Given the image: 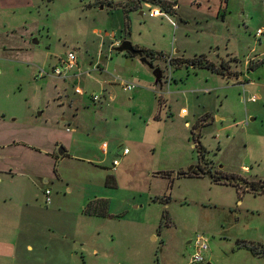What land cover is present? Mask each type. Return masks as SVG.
<instances>
[{
  "label": "rangeland",
  "instance_id": "obj_1",
  "mask_svg": "<svg viewBox=\"0 0 264 264\" xmlns=\"http://www.w3.org/2000/svg\"><path fill=\"white\" fill-rule=\"evenodd\" d=\"M131 2L0 0V155L14 156L12 167L0 164L2 199L11 197L0 214L16 241L13 250L3 245L0 264H264V254L243 244H264V0H180L171 14L177 25ZM115 39L179 48L185 58L145 52L163 69L162 84L139 55L116 45L107 71L52 74L70 50L83 70L100 47L105 62ZM116 76L137 86L113 84L116 98L103 109L93 95L103 97V83ZM70 141L69 153L54 159ZM190 167L214 175L181 174ZM87 196L107 197L108 214L86 213ZM199 233L209 250L192 262Z\"/></svg>",
  "mask_w": 264,
  "mask_h": 264
},
{
  "label": "crops",
  "instance_id": "obj_2",
  "mask_svg": "<svg viewBox=\"0 0 264 264\" xmlns=\"http://www.w3.org/2000/svg\"><path fill=\"white\" fill-rule=\"evenodd\" d=\"M8 3H7V5L9 6L10 5V2H11V0H6ZM26 1V3H29V0H25ZM176 1H178V3H179V8H178V11H179V9L181 8V3H180V0H176ZM31 2V1H30ZM5 4V3H4ZM178 11L176 12V13H174V14H178ZM181 15V14H180ZM152 16V15H151ZM155 16H158V15H155ZM225 16H226V13H225ZM181 17H182V15H181ZM187 30V29H186ZM138 44V43H137ZM135 45V44H134ZM136 47H139V48H142L143 50H144V52H146V50H151V49H153V50H156V51H160V52H162L163 53V55L165 56V57H168V59H170L171 57H179V58H185V55L184 54H179V48H173L172 49V51L171 52H168V53H166V52H164L163 50H158V49H155V48H150V47H140V46H142V45H135ZM100 49H101V47H100ZM114 50H116V49H114ZM117 51V50H116ZM109 52V51H108ZM119 52H129V51H119ZM201 54H203V53H201ZM108 58H106V61L105 62H101L102 61V54L101 55H99L98 56V58H97V60L95 61V62H93V64H95V63H101V66L102 67H104V69L105 68H108L109 67V63H110V61H111V59L113 58V51L112 52H109L108 53ZM134 55H139V54H134ZM78 56V55H77ZM140 56V55H139ZM141 57V56H140ZM103 59H105V58H103ZM247 60H249V59H247ZM246 60V61H247ZM246 61H245V63H246ZM78 62H79V59H78ZM92 64V65H93ZM247 64V63H246ZM79 65H80V62H79ZM245 67V64H244V66L242 67V68H244ZM251 69V68H250ZM75 70H77V68H75V69H73V70H71L70 71V73H74L75 72ZM101 71V70H100ZM104 71H107V70H104ZM213 71V70H212ZM228 74V73H227ZM87 76H91V75H88V74H86ZM182 73H179V76H175V78L176 77H182ZM70 77H74V76H70ZM70 77H68V78H70ZM245 77V74L243 73H241L240 75H239V79H243ZM182 79V78H181ZM180 79V80H181ZM66 80V79H65ZM126 80H128V79H126ZM177 81H178V79H177ZM115 82H117V83H115ZM156 82V81H155ZM118 83H120V85L123 87V85L121 84V82L120 81H117L115 78L114 79H112L111 80V82H110V84H105V83H103V85H102V91H103V97H102V100H100L101 102H102V108L104 109V106L106 107V103H108L109 101H113L115 98H116V94H114V91H113V89H112V87L114 86L113 84H118ZM172 84V83H171ZM125 89V88H124ZM125 90H128V89H125ZM130 90V89H129ZM170 91V90H169ZM254 95V94H253ZM158 107V106H157ZM160 108H161V102H160V106H159ZM157 108V110L155 111V113H154V115H153V117L154 118H160L161 117V109L160 108ZM183 107H186L187 108V111L186 112H182V109L180 110V115L181 116H184V117H188L189 115H190V113H191V110H190V107H187V106H182V108ZM153 112V111H152ZM151 112V113H152ZM147 116V115H146ZM145 116V117H146ZM218 117L220 118L221 116L220 115H218ZM153 118V119H154ZM254 118V117H253ZM63 119H64V116H63ZM146 120V119H145ZM206 119H204V117L202 116V117H199V119H198V121H199V124H204ZM148 122L149 123H151L152 122V119H149L148 120ZM68 128V130H70L69 129V127H67ZM75 131H77V128H76V130ZM79 133V132H78ZM55 142H61V139H60V137H56L55 138V140H54ZM107 141L106 140H104L103 141V157L101 158V159H99L101 162H105V157H106V154H108L109 153V151H110V147H111V142L110 141H108L107 143H106ZM69 143V145H67V143H66V147H64L63 148V153L62 154H60L59 152H57V150H56V156L54 155V154H51L50 153V151L49 150H53L51 147H50V149H47L48 151H47V154H45V155H47V156H49V157H51L52 155H54V159H55V157H56V159H57V157L59 158L60 156H62V157H64V156H66V154H68L69 153V150H70V148L72 147V141H70V142H68ZM9 144H11V143H9ZM195 144H193V146H194ZM126 147V146H125ZM52 152H55V151H52ZM131 152V150L129 149V151H127V152H125V148H124V150H123V154L125 155V154H128V153H130ZM90 154H92V155H90ZM90 154H89V156H92V157H89V158H93V156L96 154L95 152H90ZM0 164H5V165H7L8 167H12L11 165H12V161L11 160H9V159H13L14 158V156L13 155H10V154H8V155H0ZM114 159H116V157L114 158ZM114 159H113V161H114ZM119 159V158H118ZM113 161H112V163H113ZM105 164V163H104ZM120 164H121V162H120V159H119V164H117V166L116 167H114V163H113V166L111 167V168H113V171H117L118 170V168H119V166H120ZM26 166H30L31 168H36V170H39V169H41L40 167H38V166H33V165H31V164H26ZM3 172L4 171H7V170H2ZM45 174V173H44ZM108 175H113V178H115V183L117 182V177H116V173H114V172H107V176ZM174 175H176L175 173H174ZM185 175H190V174H185ZM199 175H205V174H203V172L202 173H200ZM214 175V174H213ZM46 176V175H45ZM0 181H3V178L0 176ZM42 186H41V189H43V192L45 193V188L46 187H50L49 186V179L47 178V177H44L43 179H42ZM116 185V184H115ZM114 184H113V186H115ZM51 188V187H50ZM71 188L72 187H69L68 186V190H71ZM1 192H3V189H2V187H0V213L2 212V211H4V210H6V208H8L7 206H9V202H8V199L9 198H11V197H9V198H5V199H2V195H1ZM91 199H93V197H90V196H87L86 197V199L83 201V205H86V203H88ZM45 201H46V193H45ZM25 205H28V206H30L31 207V209H35L36 208V205H35V203H33V202H26V204ZM8 220V218H6L3 214H0V255H2L3 253H4V247L5 246H3L4 244H12L10 247L12 248V250H13V246H15V242H14V239H12V238H14L13 237V235H9L8 234V232H7V230H8V228H7V226H6V224H7V221ZM11 238V240L12 241H10L9 239ZM8 247V246H7ZM208 264H210V263H208Z\"/></svg>",
  "mask_w": 264,
  "mask_h": 264
},
{
  "label": "built area",
  "instance_id": "obj_3",
  "mask_svg": "<svg viewBox=\"0 0 264 264\" xmlns=\"http://www.w3.org/2000/svg\"><path fill=\"white\" fill-rule=\"evenodd\" d=\"M167 2L170 3V5L168 6V8L170 9H166L165 7H163V5H160L158 3H155L154 0H142V3L147 4L150 7V15L155 16V15H165L168 16L169 18H171L172 23L174 25H177L176 21L171 17V14L176 13L178 11L179 8V3L176 0H166ZM259 32L262 33V29H259ZM120 40L115 39L112 41V43L110 44L111 47V51H113V48L115 45L120 44ZM108 52V53H109ZM102 54V47L100 49V53L99 55ZM172 57L169 59V62H171ZM77 68V70H75L74 73H70L71 70ZM95 70H106V68L104 69V67L100 66L99 63H95L91 66L88 67V69L83 70L78 62V56H77V52L75 50H70L67 53L66 58H64L62 60L61 64H56L52 67V74H54L57 77L63 78V79H67L68 77H70L71 75L79 78L82 74L86 73L88 75L92 74V71ZM41 75H44L45 73H47V71L42 70ZM115 79L117 81H120L121 84L124 86L125 89H133L134 87L137 86V84L135 82H131L129 80H126L125 78L121 77V76H116ZM244 84V83H243ZM75 91L79 94L83 93L84 90L82 87H80L79 85L75 86ZM93 98L95 100H99L102 98V94H94ZM250 99L254 100L256 99L255 95H251ZM187 108L183 107L182 108V112H186ZM129 151V148L126 147L125 148V152ZM114 163V167L117 166V164H119V159L116 158L113 161ZM45 193H46V202L50 203L51 202V193H52V189L50 187H46L45 188ZM195 246H196V251L194 252L191 261L192 262H202L205 259V254L206 252L209 250V243H208V238L199 233L196 236L195 239Z\"/></svg>",
  "mask_w": 264,
  "mask_h": 264
},
{
  "label": "trees",
  "instance_id": "obj_4",
  "mask_svg": "<svg viewBox=\"0 0 264 264\" xmlns=\"http://www.w3.org/2000/svg\"><path fill=\"white\" fill-rule=\"evenodd\" d=\"M134 0H132L131 4L133 3ZM155 3L157 2H161L163 4V7H165L166 9H170L168 8V6L170 5L169 2H167L166 0H154ZM133 6V4L131 5ZM131 53V52H129ZM146 53L152 58V59H155V58H158V56H161L163 55L162 52L160 51H156V50H146ZM133 54V53H131ZM199 57H202L204 56V54H201L198 55ZM197 57V56H196ZM195 57V58H196ZM195 65H198V64H195ZM215 70V69H214ZM215 71H218V70H215ZM220 72V71H218ZM199 174L200 171H193V172H189L190 175H193V174ZM181 174H188L187 171H184L182 172L181 171ZM111 179H113V175H108L107 176V185L109 186H113V183L111 182ZM219 177L217 178V181H219ZM116 184V183H115ZM108 207H109V199L107 197H95L93 199H91L85 206H84V211L86 213H89V214H98V215H106L108 214ZM245 246L249 247L252 249V251L256 254H259V255H262L264 254V244L261 243V242H258V243H249V242H244L243 243Z\"/></svg>",
  "mask_w": 264,
  "mask_h": 264
},
{
  "label": "water",
  "instance_id": "obj_5",
  "mask_svg": "<svg viewBox=\"0 0 264 264\" xmlns=\"http://www.w3.org/2000/svg\"><path fill=\"white\" fill-rule=\"evenodd\" d=\"M117 51H129L133 54H139L141 56L142 61L147 62L152 68L153 72L156 76V83H163L164 72L160 66H155L154 63L148 58L142 48L136 47L133 42L129 39L123 40L120 44L115 46ZM59 153H63V148L59 150ZM193 167V166H192ZM192 167H190L187 171L190 172ZM203 174H208L213 176V172L203 171ZM211 264V263H210Z\"/></svg>",
  "mask_w": 264,
  "mask_h": 264
}]
</instances>
